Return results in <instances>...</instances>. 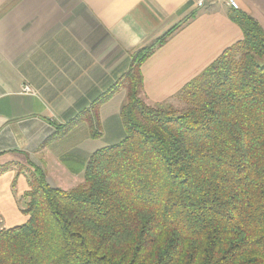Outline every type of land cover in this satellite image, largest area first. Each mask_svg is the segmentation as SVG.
I'll return each instance as SVG.
<instances>
[{"label":"trees","instance_id":"trees-1","mask_svg":"<svg viewBox=\"0 0 264 264\" xmlns=\"http://www.w3.org/2000/svg\"><path fill=\"white\" fill-rule=\"evenodd\" d=\"M228 18L242 40L172 100L183 111L141 97L143 63L177 26L56 126L49 140L83 123L99 138V108L125 90V137L90 156L80 185L53 189L30 172L27 221L0 230V264H264V31L239 10Z\"/></svg>","mask_w":264,"mask_h":264},{"label":"crops","instance_id":"crops-1","mask_svg":"<svg viewBox=\"0 0 264 264\" xmlns=\"http://www.w3.org/2000/svg\"><path fill=\"white\" fill-rule=\"evenodd\" d=\"M236 1L264 31V0ZM194 2L0 0V168L8 169L6 179L0 175L7 185L0 191L2 218L1 211L10 217L18 212L17 199L29 190L33 168L51 188L69 191L83 182L92 154L124 139L119 111L126 92L120 89L99 108V138L92 139L83 123L49 140L56 126L88 109L128 72L134 51L180 26L141 67V97L157 106L171 104L188 82L242 40L222 3L196 9ZM24 86L34 94H22ZM15 169L21 191L13 187Z\"/></svg>","mask_w":264,"mask_h":264},{"label":"rangeland","instance_id":"rangeland-1","mask_svg":"<svg viewBox=\"0 0 264 264\" xmlns=\"http://www.w3.org/2000/svg\"><path fill=\"white\" fill-rule=\"evenodd\" d=\"M258 63L260 65H263L264 64V60H258ZM170 106L172 108L178 110L179 112L183 111V109H184L183 105H181V104L180 105L179 104H170ZM164 108H167V106H164ZM84 126H87V125H84ZM14 171H16V173H18V175L14 178L15 182L13 184V187L15 189H19V191H21L23 183H22V179H20V176H19L20 170L19 169H15ZM3 175H4V177H3L4 179H6L7 176H8L7 174L5 175L4 173H3ZM6 186L7 185L5 184V182L1 181L0 182V191L5 189V192H6ZM16 206H17L18 212L15 215L11 216V217L8 214H3L4 211H1L2 215L6 216V217L2 218V216L0 215V220L3 222L2 225L0 224V227H3L2 229H4V228L8 229V228H12V227H15V226H20V225H23V224L26 223L27 217L24 216L22 214V212H21L23 210V208H24V195L20 199H17Z\"/></svg>","mask_w":264,"mask_h":264},{"label":"built area","instance_id":"built-area-1","mask_svg":"<svg viewBox=\"0 0 264 264\" xmlns=\"http://www.w3.org/2000/svg\"><path fill=\"white\" fill-rule=\"evenodd\" d=\"M216 3H222L228 10H239V5L236 0H195L194 6L196 9H205L206 7L213 6ZM21 93L25 95L34 94L33 90L29 86H24Z\"/></svg>","mask_w":264,"mask_h":264}]
</instances>
